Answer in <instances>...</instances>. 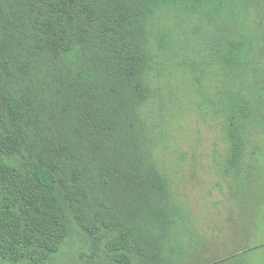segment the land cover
I'll use <instances>...</instances> for the list:
<instances>
[{"label":"trees","instance_id":"obj_1","mask_svg":"<svg viewBox=\"0 0 264 264\" xmlns=\"http://www.w3.org/2000/svg\"><path fill=\"white\" fill-rule=\"evenodd\" d=\"M166 12L193 23L202 62L186 66L223 119V175L242 171L264 127L247 0H0L2 261L177 263L183 216L153 154L161 70L181 46Z\"/></svg>","mask_w":264,"mask_h":264},{"label":"rangeland","instance_id":"obj_2","mask_svg":"<svg viewBox=\"0 0 264 264\" xmlns=\"http://www.w3.org/2000/svg\"><path fill=\"white\" fill-rule=\"evenodd\" d=\"M247 1L251 29L264 51V0ZM159 24L181 44L176 61L161 70L152 123L153 154L171 179L183 216L174 235L176 264H264V127L254 132L239 175L224 176L223 119L201 104L186 66L202 62L193 49V23L188 15L166 12ZM255 67L264 115V59Z\"/></svg>","mask_w":264,"mask_h":264}]
</instances>
